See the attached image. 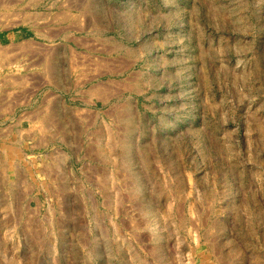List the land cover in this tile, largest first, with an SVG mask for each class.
Segmentation results:
<instances>
[{
  "label": "rangeland",
  "instance_id": "rangeland-1",
  "mask_svg": "<svg viewBox=\"0 0 264 264\" xmlns=\"http://www.w3.org/2000/svg\"><path fill=\"white\" fill-rule=\"evenodd\" d=\"M0 264H264V0H0Z\"/></svg>",
  "mask_w": 264,
  "mask_h": 264
},
{
  "label": "bare ground",
  "instance_id": "bare-ground-1",
  "mask_svg": "<svg viewBox=\"0 0 264 264\" xmlns=\"http://www.w3.org/2000/svg\"><path fill=\"white\" fill-rule=\"evenodd\" d=\"M2 66V65H1ZM2 68V67H1ZM16 82V81H15ZM42 111V110H41ZM41 113V112H40ZM34 122V121H33ZM41 123V122H40ZM39 126V125H38ZM10 168H14V165L11 164ZM16 195V194H15Z\"/></svg>",
  "mask_w": 264,
  "mask_h": 264
},
{
  "label": "crops",
  "instance_id": "crops-1",
  "mask_svg": "<svg viewBox=\"0 0 264 264\" xmlns=\"http://www.w3.org/2000/svg\"><path fill=\"white\" fill-rule=\"evenodd\" d=\"M7 164H8V162H7ZM11 166V162L9 163V167Z\"/></svg>",
  "mask_w": 264,
  "mask_h": 264
}]
</instances>
